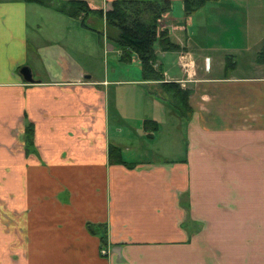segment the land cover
Listing matches in <instances>:
<instances>
[{"label":"crops","instance_id":"0c3cea01","mask_svg":"<svg viewBox=\"0 0 264 264\" xmlns=\"http://www.w3.org/2000/svg\"><path fill=\"white\" fill-rule=\"evenodd\" d=\"M54 1L106 13L115 0ZM168 1L159 31L180 49L155 44L163 79L146 81L105 16L0 0V264H264V0H215L191 16ZM43 28L50 44L35 37ZM171 83L191 91V112L175 108ZM165 123L183 130L182 158L173 147L161 162L125 155L144 139L162 145ZM111 146L131 168L111 163Z\"/></svg>","mask_w":264,"mask_h":264},{"label":"trees","instance_id":"16d2710c","mask_svg":"<svg viewBox=\"0 0 264 264\" xmlns=\"http://www.w3.org/2000/svg\"><path fill=\"white\" fill-rule=\"evenodd\" d=\"M42 6L57 5L58 11L75 19L84 20L90 14L106 18L111 27L119 29L117 43L119 49L124 51L126 61L131 62L132 54L135 53L140 61L143 78L146 81H161L163 76L161 70L156 68L157 55L155 44H158L162 51H177L179 46L172 43L166 30L159 31L161 21L171 10L172 3L168 0L140 1V0H115L112 9L104 13L102 10H91L85 1H71L57 3L54 0H25ZM215 0H184L186 16H191L198 10L205 7L209 2ZM261 56L263 58L261 59ZM259 60H264V47L259 53ZM231 61V58L228 59ZM163 88L169 93L175 102V108L182 114L191 112L187 109L191 91L183 90L178 84H164ZM28 122V121H27ZM152 123V122H147ZM154 123V122H153ZM25 143L29 152L35 146V126L28 122L26 125ZM120 149L111 146L109 150L111 163L124 164L132 167V164L125 163L121 159ZM188 221V223H187ZM185 221L182 225L185 230L191 227V220ZM91 233H95L91 230ZM103 246L107 245L106 235L102 236Z\"/></svg>","mask_w":264,"mask_h":264},{"label":"rangeland","instance_id":"374dc122","mask_svg":"<svg viewBox=\"0 0 264 264\" xmlns=\"http://www.w3.org/2000/svg\"><path fill=\"white\" fill-rule=\"evenodd\" d=\"M102 32L105 35L103 37L104 41H105V46H108V43L114 46V44L112 43V41H113L112 40V36L110 35L109 38L106 36V34H107L106 29H104V31L102 30ZM34 33H35V37L36 38L38 37L41 40L46 41L43 44H50L51 43V42H48V41H52L51 35L53 36V34L47 28H43L42 30L35 31ZM53 38H54V36H53ZM69 39L73 41V44L77 45V43L80 41V36H77L75 38V36H73V34H72V35L69 36ZM101 41L103 42V39H101ZM71 50L72 49H70V51ZM95 55H96V51L92 50V56H95ZM42 58H43L42 56L37 57V60H40ZM262 58H263V56H261V59ZM80 59L82 60V58H80ZM107 59H109V63L111 65V63H112L111 57L107 56ZM105 60H106V58H105ZM82 61L84 62V60H82ZM93 64H94V67H95V74H96L97 77L100 76V72L102 74H104L103 65L100 66L98 63H96L95 60L93 61ZM128 64L130 65V64H132V62H129ZM109 77H110V79H112V72L111 71H109ZM114 91H115V88H111V95L114 94ZM132 96H133V94H132ZM113 102H116V98L111 99L112 107H114ZM115 114L116 113L113 112L112 116H114ZM117 121H118V118L116 119V122ZM114 123H115V121L113 120L112 124H114ZM144 123H146V121ZM131 125L134 126V123L131 122ZM163 125L164 126L162 127V135H165L166 133H167V135L163 137L162 145H158V143H154V142L152 143L151 141H149V140L146 141L144 139V142H146L145 146H143V147L139 146L138 147V149L142 148L141 150H137L138 152L137 151H131L130 153H128V151H127V152H125V155L127 157H129L130 159H133L132 157H135V159H136L137 156H138V153H139L141 155L143 154L144 157L146 158V160L161 162V161H166V157H165L166 156V148L169 151L173 147V154H172V152H167V155L168 156L174 155V157H177V159L182 158L184 156V154L186 153L184 151L186 143L183 144V139L181 138V139L178 140V137H179V134L182 133L183 130H181V128L177 129V130H180L179 131L180 133H179V132L175 131L176 128L171 126V124L165 123ZM113 140H114V138H113ZM159 141H160V137H159ZM124 145H126L128 147L133 146L132 148L135 147L133 139L127 140L124 143ZM235 216H239V215L234 213V217ZM188 219H190V218H188ZM240 219L244 220V214L241 215ZM186 231H188V230H186ZM104 248H106V246ZM103 257H107V256H103Z\"/></svg>","mask_w":264,"mask_h":264},{"label":"water","instance_id":"95a60500","mask_svg":"<svg viewBox=\"0 0 264 264\" xmlns=\"http://www.w3.org/2000/svg\"><path fill=\"white\" fill-rule=\"evenodd\" d=\"M21 75L24 77V79L29 83H34L31 70L28 67H24L21 70Z\"/></svg>","mask_w":264,"mask_h":264},{"label":"built area","instance_id":"2783aa9c","mask_svg":"<svg viewBox=\"0 0 264 264\" xmlns=\"http://www.w3.org/2000/svg\"><path fill=\"white\" fill-rule=\"evenodd\" d=\"M109 254H110V252L108 249H106V248L101 249V255L102 256H109Z\"/></svg>","mask_w":264,"mask_h":264}]
</instances>
